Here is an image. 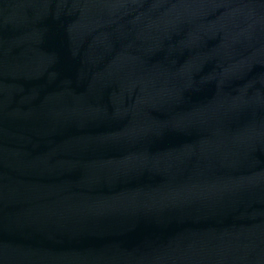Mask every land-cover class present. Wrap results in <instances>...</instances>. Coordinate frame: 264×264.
<instances>
[{
    "label": "water",
    "instance_id": "obj_1",
    "mask_svg": "<svg viewBox=\"0 0 264 264\" xmlns=\"http://www.w3.org/2000/svg\"><path fill=\"white\" fill-rule=\"evenodd\" d=\"M0 264H264V0H0Z\"/></svg>",
    "mask_w": 264,
    "mask_h": 264
}]
</instances>
